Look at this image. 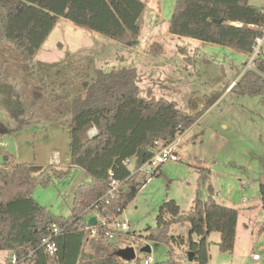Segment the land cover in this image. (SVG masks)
<instances>
[{
  "label": "rangeland",
  "instance_id": "374dc122",
  "mask_svg": "<svg viewBox=\"0 0 264 264\" xmlns=\"http://www.w3.org/2000/svg\"><path fill=\"white\" fill-rule=\"evenodd\" d=\"M140 1L145 8L133 47H124L61 19L35 56L33 75L27 76L15 48L8 43L0 46V130L6 131L0 133V165L4 150L15 163L31 167L35 175L54 160L66 166L54 167L67 169L71 100L66 92L73 97L85 90L94 78L89 71L134 68L142 98L150 94L154 99L174 102L187 114L203 111L181 134L177 161L162 164L150 177L137 174L132 178L139 184L138 189L120 219L129 224L141 247L151 248L150 254H144L139 245L135 247L136 259L151 257L156 263L171 258L176 264H196L188 260V243L199 244L201 239L190 238L188 223L170 226L169 236L176 240L170 246L151 242L147 236L149 229L156 227L159 209L165 202L174 201L182 215L191 210L197 170L209 169L208 181L200 188L201 198L209 196L211 187L212 199L236 210L238 218L233 252L219 251L218 233L204 236L207 264H264V208L260 195L264 186V105L258 97L226 91L248 70L250 54L171 35L169 23L177 0ZM247 2L264 8V0ZM153 42L162 46L158 56L147 52ZM212 94L215 99L207 103L205 97ZM135 161L132 158L131 169ZM89 181L83 170L74 167L66 177L35 187L32 198L53 215L68 218L74 192ZM83 250L93 252L89 243ZM253 255L259 259L253 260ZM7 257L6 252H0V263Z\"/></svg>",
  "mask_w": 264,
  "mask_h": 264
},
{
  "label": "trees",
  "instance_id": "16d2710c",
  "mask_svg": "<svg viewBox=\"0 0 264 264\" xmlns=\"http://www.w3.org/2000/svg\"><path fill=\"white\" fill-rule=\"evenodd\" d=\"M144 8L145 3L140 0H0V46L3 43L12 45L21 58V70L32 76V62L59 20H67L124 47H133L140 35L138 20ZM263 10L249 5L247 0H177L168 31L171 35L249 54L254 39L262 33ZM218 20L222 22L214 23ZM232 23H240L242 27ZM249 25L254 27L249 28ZM148 53L158 56L162 46L153 43ZM261 61L255 62L259 72L263 70ZM89 74H94V78L85 90L73 97L70 91L66 92L71 100L67 169L49 165L35 175L31 167L15 163L10 153L1 151L0 252H6L8 257L0 264H11L13 257L16 264H125L116 255L118 247L102 239L88 240L85 212L105 195L110 170L115 179L126 180L130 171L123 165L124 161L135 158L138 150L147 158L155 141L165 144L174 141L203 113L187 114L176 103L154 99L150 94L142 98L134 68L110 72L94 70ZM230 92L258 97L264 105V78L247 70ZM215 97L212 94L205 100L209 103ZM93 128L97 134L90 138ZM74 167L83 170L90 181L74 192L71 215L57 217L39 206L32 192L37 186L45 187L53 179L66 177ZM197 173V190L191 210L182 215L174 201L165 202L159 209L156 227L149 229L147 239L170 246L176 242L169 236L170 226L188 223L190 238L201 239L199 244L188 243L193 261L207 264L205 234L207 237L210 233H218L219 251L233 252L238 213L217 204L211 197V187H208L209 196L201 198L200 188L207 183L210 170L198 169ZM138 185L133 179L127 180L121 198L112 201L109 210L119 206L125 208ZM260 195L264 208V186H261ZM52 225L66 227L55 240V257L40 248L41 240L49 235ZM87 243L93 252L83 250ZM134 264L141 263L138 260ZM152 264L176 263L169 258Z\"/></svg>",
  "mask_w": 264,
  "mask_h": 264
},
{
  "label": "built area",
  "instance_id": "2783aa9c",
  "mask_svg": "<svg viewBox=\"0 0 264 264\" xmlns=\"http://www.w3.org/2000/svg\"><path fill=\"white\" fill-rule=\"evenodd\" d=\"M264 13V10H263ZM235 27H242L240 23H232ZM249 28H253V25H249ZM249 64L248 70H251L258 75L264 78L262 72H259L254 64L256 60H262L264 62V26L262 27V33L260 36H257L254 39V43L249 53ZM247 70V69H246ZM97 134V130L95 128L91 129L89 132V137L92 138ZM180 136L178 135L174 141L170 143H163L161 141H155L153 148L149 151V156L147 158L144 157L143 163L139 166L136 161L134 162L133 169L131 166V159H128L123 162V165L129 169L130 176L124 180L119 181L115 179L114 173L110 170L108 172V184L105 195L99 200L98 203L92 205L85 213V223L87 224L85 231L88 235V240H99L102 239L115 247L120 245H124L125 248H133L136 255V249L138 245L140 246V240L137 239L136 235L131 232L130 226L127 222L120 219L121 214L124 210L122 206L116 207L115 209L109 210L112 201L121 198L122 191L125 189V182L129 179H132L133 176L137 174L144 175V177L152 176L158 170V168L169 161H177L178 160V143L180 141ZM136 160V157H135ZM57 166L66 167L65 164H61L59 160L55 161ZM246 201H243L245 203ZM91 218H95V224L89 225L88 221ZM66 227H58L56 225H52L51 231L47 237L41 240L40 248L44 253L55 257L57 254V244L56 239L60 237ZM140 248H142L140 246ZM259 257L257 255H253V260H258ZM138 261L135 257L133 264ZM141 264H152L153 259L151 257H147L146 259L140 261ZM11 264H16L15 257L12 258Z\"/></svg>",
  "mask_w": 264,
  "mask_h": 264
},
{
  "label": "water",
  "instance_id": "95a60500",
  "mask_svg": "<svg viewBox=\"0 0 264 264\" xmlns=\"http://www.w3.org/2000/svg\"><path fill=\"white\" fill-rule=\"evenodd\" d=\"M222 20L214 21V23H221ZM136 157V163L137 165H141L144 161V152L142 150H138L137 154L135 155ZM95 218H91L88 223L89 225H94L95 224ZM207 235V234H205ZM140 253L144 254H150L151 253V248L146 245L140 249ZM116 255L123 261L125 262H133L135 260V251L133 248H125V249H119L116 253ZM188 260L192 261L193 260V253L190 252L188 253Z\"/></svg>",
  "mask_w": 264,
  "mask_h": 264
},
{
  "label": "crops",
  "instance_id": "0c3cea01",
  "mask_svg": "<svg viewBox=\"0 0 264 264\" xmlns=\"http://www.w3.org/2000/svg\"><path fill=\"white\" fill-rule=\"evenodd\" d=\"M153 43H157V42H153ZM153 43H151L150 45H152ZM44 44H45V43H44ZM150 45H149V46H150ZM42 47H43V46H42ZM147 52H148V51H147ZM148 54H149V53H148ZM242 75H243V73H242ZM242 75H241V76H242ZM234 83H235V82L230 83V84L228 85L226 91H230V88L232 87V85H234ZM230 85H231V86H230ZM229 86H230V87H229ZM4 132H6V131H4ZM0 133H3L2 130H0ZM67 155H68V154H67ZM67 161H68V159H67ZM52 165H56V164H55V160H54V162H53Z\"/></svg>",
  "mask_w": 264,
  "mask_h": 264
}]
</instances>
